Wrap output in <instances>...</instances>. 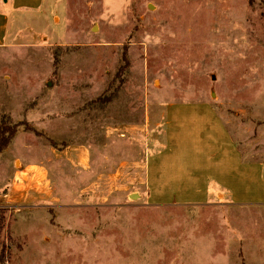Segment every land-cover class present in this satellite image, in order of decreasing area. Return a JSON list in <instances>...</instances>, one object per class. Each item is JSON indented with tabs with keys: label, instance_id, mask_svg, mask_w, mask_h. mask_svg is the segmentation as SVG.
Instances as JSON below:
<instances>
[{
	"label": "rangeland",
	"instance_id": "374dc122",
	"mask_svg": "<svg viewBox=\"0 0 264 264\" xmlns=\"http://www.w3.org/2000/svg\"><path fill=\"white\" fill-rule=\"evenodd\" d=\"M40 11L18 21L33 47L0 51V112L26 132L1 159L0 186L16 154L45 155L59 201L0 199L3 264H264V0H45ZM237 143L256 188L237 205L152 204L132 168L161 148L236 164ZM77 144L95 174L117 176L103 193L81 192L84 178L48 153Z\"/></svg>",
	"mask_w": 264,
	"mask_h": 264
},
{
	"label": "crops",
	"instance_id": "0c3cea01",
	"mask_svg": "<svg viewBox=\"0 0 264 264\" xmlns=\"http://www.w3.org/2000/svg\"><path fill=\"white\" fill-rule=\"evenodd\" d=\"M44 5L45 0H0V51L17 47L25 49L33 47V45H27L22 41L27 35L30 37L32 34L31 32L28 33L30 29H24V25L18 24V21L23 15H27V24H32V15L41 13L42 11L40 10H43ZM13 23L15 24V29L12 30ZM12 31L16 35L11 34ZM5 78L7 79L8 77ZM1 108L0 104V110ZM25 111L27 115V110ZM169 116L170 112H168L166 121ZM224 122V127L228 128L227 121ZM111 129L113 130L111 133L120 131V127ZM22 133H26L25 130L23 132L18 130L8 148L1 154L0 162L5 153H9L11 149H14L12 148L15 145L14 141ZM121 136L123 137V135ZM171 137V135L166 134L164 137L165 143L169 144ZM232 141L235 143V140ZM23 148L27 152H31L30 146L23 144ZM229 148L236 154L239 161L242 158L248 159L246 154L250 152L248 150L250 148L238 143ZM162 150L161 148L155 152L153 156L147 159L146 163L135 162L132 166L135 169L134 173L136 180L139 181L138 184L146 186V199L151 203L155 200L156 204L154 202L152 204L175 205L178 204L175 202L176 200H181L191 202V204L210 205L215 200L231 202L232 200H242L256 195L254 181L249 180L250 175L248 173L245 174L243 168H241V161L236 164L227 160L213 162L212 160L216 158L218 153L216 151L212 152L210 156L211 163L194 165L192 162L182 163L181 157L170 156L169 153ZM49 151L48 153L56 161L60 159L65 161L67 159L66 161L69 163L70 168L84 178L78 180L82 182L79 190L83 193H91L96 186L103 193L106 185L107 187L110 186L112 179L117 177L106 171L94 173L93 150L89 145H69L59 151L51 147ZM58 152H60V155ZM44 156L43 159L33 161L32 159L24 160L16 154L12 158V162L15 161L14 164L17 167L12 174L10 172L11 176H9L6 185L3 186L4 188L0 186V199H7L5 203L20 209L56 204L59 201V196L49 188L53 163L50 159H44ZM6 161L9 164L11 162L10 158ZM136 167H140L142 172L138 171ZM74 183L76 182L73 181ZM230 205L237 204L231 202Z\"/></svg>",
	"mask_w": 264,
	"mask_h": 264
},
{
	"label": "trees",
	"instance_id": "16d2710c",
	"mask_svg": "<svg viewBox=\"0 0 264 264\" xmlns=\"http://www.w3.org/2000/svg\"><path fill=\"white\" fill-rule=\"evenodd\" d=\"M99 102L104 103L106 100L104 98H100ZM25 123V122H24ZM26 125V129L31 130ZM19 125L18 124H12L10 123L9 119L6 116H2L0 112V156L1 154L8 148L11 141L14 139L18 132ZM3 220L2 212H0V225ZM6 256H5V249H2L0 252V264H3L5 262Z\"/></svg>",
	"mask_w": 264,
	"mask_h": 264
},
{
	"label": "water",
	"instance_id": "95a60500",
	"mask_svg": "<svg viewBox=\"0 0 264 264\" xmlns=\"http://www.w3.org/2000/svg\"><path fill=\"white\" fill-rule=\"evenodd\" d=\"M132 197H133V198H135V197H136V195H133Z\"/></svg>",
	"mask_w": 264,
	"mask_h": 264
}]
</instances>
